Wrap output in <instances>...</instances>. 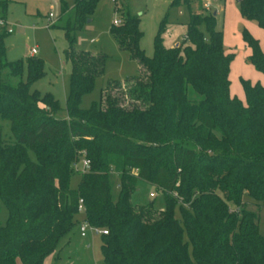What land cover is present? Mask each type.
Returning <instances> with one entry per match:
<instances>
[{"label":"trees","instance_id":"1","mask_svg":"<svg viewBox=\"0 0 264 264\" xmlns=\"http://www.w3.org/2000/svg\"><path fill=\"white\" fill-rule=\"evenodd\" d=\"M99 1L76 0L62 28L71 65L66 119L56 117L61 107L51 93L32 87L44 74L43 61L35 55L7 61L8 33L0 27V116L14 135L4 139L0 127V200L8 211L0 222V264H42L78 224L80 198L88 222L107 230L103 264H264L258 227L264 86L240 78L243 101L229 94L233 53L223 47L212 14L190 12L185 34L171 47L160 36L162 22L147 56L139 19L115 8L122 22L111 34L140 70L124 82L110 80L101 99L82 108L81 95L103 74L106 55L77 50L74 32ZM9 2L0 1V20ZM179 2L189 6L190 0L170 5ZM236 2L240 17L264 30V0ZM241 39L249 62L264 74L257 40L245 30ZM116 88L127 99L115 95ZM81 156L90 169L80 172L74 189L72 163ZM140 180L163 194L162 209L152 201L132 203Z\"/></svg>","mask_w":264,"mask_h":264},{"label":"rangeland","instance_id":"2","mask_svg":"<svg viewBox=\"0 0 264 264\" xmlns=\"http://www.w3.org/2000/svg\"><path fill=\"white\" fill-rule=\"evenodd\" d=\"M3 1V0H0ZM5 15V25L12 28V34L4 37L6 60L23 59L30 54V49L37 48L36 57L43 61L44 74L32 85L41 93H51L59 102L60 109L56 117L67 118L66 99L69 93L71 65L65 59L64 50L68 45L64 30L66 18L72 15V8L76 0H9ZM173 0H100L89 22L81 30L74 32V45L77 50H86L92 54L106 55L104 72L96 77L90 91L81 95L80 106L89 108L101 99V92L110 80L124 82L127 76L138 74L140 65L131 52L121 49L111 34L115 20L121 19L119 11L128 13L139 19V30L142 33L139 45L147 56L154 52V39L159 34L161 23L165 31L160 34L165 47L179 43L185 34V25L189 14H212L215 29L222 34L223 47L233 53L228 66L229 94L243 101V91L240 78L251 83L258 82L264 86V74L255 70L247 56L249 49L242 42L241 32L247 31L259 44L264 53V30L253 22L242 19L238 13L236 0H210L208 11L201 9V0H190L189 6L179 2L171 6ZM62 5L67 7L66 13L61 14ZM215 13V15H213ZM50 18V25L46 26ZM26 72L24 69L23 78ZM115 84L113 85V87ZM118 89V88H116ZM125 92L116 90L115 95ZM127 99V98H126ZM0 127L4 139L14 140L9 120L0 116ZM28 155L35 160V153L29 149ZM80 159V157L78 158ZM77 159V160H78ZM80 181V172L74 170L70 176L69 185L76 189ZM117 189V187L115 188ZM155 195H150V193ZM135 205H147L151 201L155 210L164 207L163 194L152 184L138 181L137 188L131 196ZM254 210V207H248ZM174 217L180 218L178 206L173 209ZM8 216L6 206L0 200V222L5 223ZM80 220L83 216L77 215ZM258 227L264 234V207L258 211ZM42 264H103L101 252V235L88 232L85 237L80 236L78 224L64 236L49 253Z\"/></svg>","mask_w":264,"mask_h":264},{"label":"built area","instance_id":"3","mask_svg":"<svg viewBox=\"0 0 264 264\" xmlns=\"http://www.w3.org/2000/svg\"><path fill=\"white\" fill-rule=\"evenodd\" d=\"M113 1H115V0H113ZM209 4H210V0H201V9L203 11H208ZM51 17H52V15L50 14L48 22L51 21L50 20ZM50 24L51 23H47L46 26H49ZM120 24H121L120 20H115L114 21V25L115 26H118ZM6 26L7 25H5V21L0 20V27H5L6 32L8 34H12L13 33V29L12 28H7ZM30 54L31 55H36L37 54L36 46H34V47H32L30 49ZM72 168L74 170H76V171H79V172L88 171L90 169V161L87 158H85V156H81L80 159L75 160L72 163ZM153 194L154 193H152V192L150 193V195H153ZM77 210L83 216L78 222L79 232H80V236L81 237H85L88 232H91V233H94V234H98V235L107 234V230L105 228L92 225L91 223L88 222V220L84 216L85 206H84V202H83L82 198H80L79 201H78Z\"/></svg>","mask_w":264,"mask_h":264},{"label":"crops","instance_id":"4","mask_svg":"<svg viewBox=\"0 0 264 264\" xmlns=\"http://www.w3.org/2000/svg\"><path fill=\"white\" fill-rule=\"evenodd\" d=\"M48 20H49V17H48V19H47V23H50V22H48ZM47 23H46V25H47Z\"/></svg>","mask_w":264,"mask_h":264},{"label":"water","instance_id":"5","mask_svg":"<svg viewBox=\"0 0 264 264\" xmlns=\"http://www.w3.org/2000/svg\"><path fill=\"white\" fill-rule=\"evenodd\" d=\"M213 15H215V13H213ZM87 22H89V20H87ZM177 45V44H176Z\"/></svg>","mask_w":264,"mask_h":264}]
</instances>
